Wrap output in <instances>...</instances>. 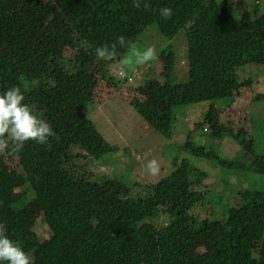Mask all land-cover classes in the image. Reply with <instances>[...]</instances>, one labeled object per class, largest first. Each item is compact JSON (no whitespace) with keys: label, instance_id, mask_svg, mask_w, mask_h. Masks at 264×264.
<instances>
[{"label":"trees","instance_id":"trees-1","mask_svg":"<svg viewBox=\"0 0 264 264\" xmlns=\"http://www.w3.org/2000/svg\"><path fill=\"white\" fill-rule=\"evenodd\" d=\"M34 1L0 0V93L19 87L25 103L33 105L35 114L51 125L54 135L45 145L28 142L18 153H13L9 144L6 155H0V222L7 234L34 264H264V152L255 153L247 164L209 155L212 164L223 167L221 179L228 185L230 200L210 189L196 198L197 187L204 189L203 182L212 173L183 159L173 162L175 168L168 177L145 185L135 196L133 189L138 183L131 180L130 166L125 167L121 179L118 169L110 174L92 172L84 178L77 174L81 172V155L73 152L71 144L79 145L80 116L70 101L72 94L78 98H88V94L81 93L70 77L78 73L77 68L71 69L72 73L61 71L59 51L42 56L25 52V31L37 21L31 7L43 4ZM50 2L66 20L75 48L94 58L98 46H111L121 35L134 46L148 26L155 25L161 35L176 42L178 33L186 30V38L159 51L162 71L148 81L160 103L153 107L134 104L145 121L168 138H173L174 123L190 106L206 101L210 107L218 103L231 106L236 101L239 68L264 66L262 15L251 17L250 10L238 15L233 0H142L139 8L133 0ZM162 7L173 9L171 19L160 16ZM184 43L182 65L179 49ZM116 51L117 57L107 60L109 64L130 50L117 45ZM177 67H184L183 77L176 76ZM250 81L242 85L250 86ZM43 83L53 85L40 87ZM35 92L37 101L32 103L30 96ZM210 113L205 119L210 120ZM94 134L99 136L98 131ZM194 136L190 133L181 147L197 158V152L207 145L197 144ZM118 149L115 146L113 151ZM120 149L127 157L132 155L130 148ZM111 155L104 151L100 157ZM6 157L18 158L20 168L12 167ZM238 174L244 175L246 187L242 190L229 186ZM23 191L37 199L48 236L41 235L29 211L20 208ZM237 195L240 199L235 203ZM205 201L217 202L221 216L198 224L202 219L195 208L200 203L203 207ZM157 206L162 210L161 219ZM201 249L202 253L196 254Z\"/></svg>","mask_w":264,"mask_h":264},{"label":"rangeland","instance_id":"rangeland-1","mask_svg":"<svg viewBox=\"0 0 264 264\" xmlns=\"http://www.w3.org/2000/svg\"><path fill=\"white\" fill-rule=\"evenodd\" d=\"M42 1L44 6L42 4L41 7V4L37 2L39 6L31 7L32 12H36L37 21L34 19L35 22L32 24L34 26L28 27L25 31L27 36L25 52L32 56L36 54L42 56L59 51L58 53L62 54L63 62L61 71L71 72V69L74 71L76 68L78 69L76 71L78 73L73 76L69 75L76 80L75 86H78L80 92L88 94V98L85 96L78 98L75 93L71 95L70 101L71 106H75V110L80 116V119L77 118L79 145L73 147L74 144H71L73 152L81 155L78 159L81 172L78 171L77 174L84 178V175H92V172L103 173L102 171H106L107 174H110L118 169L117 173L121 179L125 167L130 166L131 180L138 183L133 189L135 196L137 193L135 191L145 190V185L155 184L168 177L175 168L173 162L183 159L186 164H195L202 169L205 168L208 173H212L204 180V189L202 186L197 187L199 191H195L196 198L201 197L202 191H209V189L222 195L224 199L230 198L228 185L225 180L221 179L222 165L216 162L212 164L208 157L215 155L226 160L236 158L247 164L255 157V153L264 152V97H260L264 96V66L250 64L239 68L236 71L234 87L236 101L231 106L226 107L224 104L218 103L210 107L209 101L190 106L187 113L180 116L174 123L173 138H168L154 130L134 107V104L142 102L150 107H153L155 103H160V99L148 83L151 79H156L162 71L163 65L159 57L149 64L127 70L128 76L121 79L120 72L123 69L119 60L109 64L107 61L92 57L77 46L75 48L66 20L50 0ZM233 1L237 5L236 8L240 16L248 10H250L251 17L262 15L259 26L264 28V0ZM13 4L17 5L18 3L13 1ZM181 37L186 38L185 29L178 33L177 42L183 39ZM171 42L177 43L175 39L169 40L161 35L157 27L152 25L143 31L133 49L143 50L150 46L155 48L159 54V51ZM186 48L184 43L179 49L182 65L185 60ZM126 55H131V50ZM57 74H59L57 71L53 74L56 75L55 80ZM184 74V67H177L176 76L179 78ZM247 80H251L250 86H243L242 83ZM43 84L39 86L50 87L53 85V83L51 85ZM37 94L38 92H35L30 96L32 103L37 101ZM30 107L35 113L32 104ZM209 110L211 111L210 120H207L205 114ZM201 124L202 126H200ZM257 127H260L258 131H256ZM96 131L99 132V136L94 134ZM190 133L196 135L194 137H196L197 144L207 145L206 149H200L197 152V158L185 153L181 147V144L187 141ZM115 146L119 148L117 153L113 151ZM125 147L131 149V156H135L133 159L131 156L127 157L122 152L123 149H120ZM104 151L113 153V155L103 159L100 155ZM2 153L6 155L5 151L0 152V155ZM90 155L92 158H89ZM6 159L12 167L20 168L18 158L9 159L6 157ZM153 159L157 160L160 165L157 175L150 174L147 169L148 163ZM82 166L86 167L85 171ZM229 186L239 190L244 189L246 187L244 175L238 174L232 179ZM23 192L25 194L18 201L20 208L27 209L32 219L37 223L36 228L40 234L48 236V231L42 222L43 211L37 199L29 192ZM239 199L240 196L237 195L233 198V202L237 203ZM203 203V207L200 203L195 208V212L202 219L198 224H204V220L207 218L213 219L221 216L220 206L217 202L211 201L207 204L205 201ZM155 211H159L156 213L160 215L161 219L163 216L161 207L157 206ZM0 226H3V222H0ZM243 231L246 234H251L249 229ZM202 251L201 249L196 254H201Z\"/></svg>","mask_w":264,"mask_h":264},{"label":"clouds","instance_id":"clouds-1","mask_svg":"<svg viewBox=\"0 0 264 264\" xmlns=\"http://www.w3.org/2000/svg\"><path fill=\"white\" fill-rule=\"evenodd\" d=\"M142 0H133L135 7H141ZM159 14L164 19H171L173 9L162 7ZM117 45L131 50V55H122L119 63L123 69L120 78L128 76L129 69H135L155 61L158 52L153 47L143 50L133 49L131 42L123 35L111 45L98 46L95 56L102 61L113 60L117 57ZM54 135V129L44 119L37 116L33 109L25 103V95L19 87L12 86L0 93V152L9 148L13 153L20 152L26 143L35 142L45 145ZM148 172L157 175L160 165L157 160H151L147 165ZM0 264H34L32 257L25 252L21 245L13 240L3 226H0Z\"/></svg>","mask_w":264,"mask_h":264}]
</instances>
